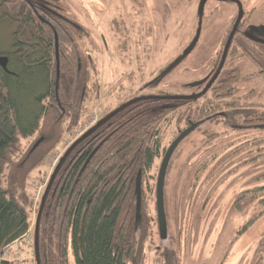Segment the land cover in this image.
I'll return each instance as SVG.
<instances>
[{
  "label": "trees",
  "instance_id": "trees-1",
  "mask_svg": "<svg viewBox=\"0 0 264 264\" xmlns=\"http://www.w3.org/2000/svg\"><path fill=\"white\" fill-rule=\"evenodd\" d=\"M63 2L0 0V21L6 20L13 28L8 50H0L7 57L6 68L0 66V252L22 237L34 221L31 264L36 260L38 264H137L154 219L152 226L158 234L155 211L149 208L150 201L154 206L152 171L163 149L162 136L165 132L173 136L188 121L197 124L174 149L165 173L168 232L176 227L173 209H184L175 199L174 205L171 194L183 174L189 179L185 216L191 214V201L209 187L202 209L216 193L226 196L227 211L229 207L235 211L253 207L232 241L233 245L243 238L241 247L246 248L245 230L264 214V100H258L260 89L264 91V42L245 36L244 20L237 23L221 66V48L206 57L203 73L211 75V80L204 91L202 86L188 85L195 95L187 100L144 96L131 109L122 110L108 132L98 127L70 142L44 199L35 248L34 224L45 187L35 203L26 184L32 172L45 174L42 166L59 149L55 145L73 136L89 105L99 98L97 94L91 97L93 74L82 45L86 31L68 16ZM36 3L57 10L70 21L54 20ZM236 19L231 18L222 42ZM194 47L192 42L190 51ZM231 56L248 60L251 69L242 73ZM251 79L262 83L236 98L241 85ZM39 137L41 141L31 150ZM137 174L141 194L136 211ZM255 234L258 244L264 243V222ZM167 239L161 237L160 242L166 244ZM232 245L226 255L233 253ZM0 264H18V260L5 258Z\"/></svg>",
  "mask_w": 264,
  "mask_h": 264
},
{
  "label": "rangeland",
  "instance_id": "rangeland-1",
  "mask_svg": "<svg viewBox=\"0 0 264 264\" xmlns=\"http://www.w3.org/2000/svg\"><path fill=\"white\" fill-rule=\"evenodd\" d=\"M97 1L100 0H64L63 2L68 16L77 20L86 31V34L82 37V45L88 51L87 53L92 56L96 65V73L92 75L89 82L91 83L96 80L99 82L98 86H100V89H98L100 92L99 100L89 105V114L87 113L81 125L87 121L86 119L91 115V110L97 111L98 114L101 113L106 103L113 99L114 93L110 95L111 91L116 90L118 86H123L124 88L121 91L122 95L131 89L136 90L142 82L151 79L153 85L157 87V90L155 89L156 91L153 90L154 92L150 93L156 94L160 93L161 90H173V87H175L173 85L182 80L201 76L205 67L203 66L196 70L194 67L200 64L203 65L206 57L212 55L220 47V40L231 18L237 16L242 10L245 12L249 11L246 21H244V28L249 30V33L252 32L258 37H264V0H241L242 8L228 6L223 1L220 2L217 0H204L202 4L200 0H187V4H190L188 8H186L187 5L184 7V15L187 17V20L184 17L183 23H181L182 20L180 18L178 20V12L182 9V6L174 3L172 11L170 12L172 17L164 23L159 22L160 26L158 28L155 25L148 26V24H141V34L148 30H151L152 33L159 31L161 35L158 40L155 38L153 41L150 40L148 42H142L141 44L137 41L136 47L139 46L138 48L134 46L126 50V48L120 46L118 51L115 52L112 51L109 43L108 49L103 47L98 36L99 33H102L105 37L107 36L105 22L94 24L89 19L88 14H90V9ZM140 7L142 8H140L141 14L138 16V19L145 22L148 20L151 9L148 10L147 8L146 10L143 5ZM160 13V8L154 11L156 16H159ZM243 16L245 17L246 14L243 13ZM12 30V26L6 20L0 21V50H8L9 42L11 41L10 32ZM192 42H195V47L190 51ZM141 47L147 49L142 50ZM134 48L136 52H134ZM183 51L189 52L187 60L181 62L174 71L173 69H168L167 65L169 62L171 60L176 62L181 54H183ZM231 57L232 64L237 65L242 73L251 69L248 60L244 58L233 59V56ZM183 66L187 67V69H182ZM260 83H262V80L259 79L248 80L244 85H241V88L236 93V98L243 97L247 94L248 88L257 86ZM260 91H262L259 92L260 99L256 98V96L255 98L263 101L264 91L261 89ZM142 92H147L146 88ZM22 104L25 106L23 101ZM88 129L89 127L84 132ZM65 132H68V129ZM170 133L165 132L163 134V144L168 142ZM74 135L75 132L64 144H61L59 141L55 145L59 149L42 166L46 170L44 171V175L38 176V174L32 172L31 178L26 185L35 203L42 194L46 185L45 181L49 178L54 166L67 146L75 138ZM62 136L64 138L67 134L64 133ZM22 142L24 143V141ZM57 154H59L57 160L50 167L49 161L53 157L55 158ZM155 171L156 169L152 171L153 174H155ZM188 181L189 179H186L182 174L177 179V182L180 183L178 187L176 185L171 190L174 205L177 201L184 209L182 211H175L173 209L176 227L173 226L170 230V247L163 248L161 243H157L153 247L150 243V235H148L142 244L139 262L137 264H168V259L171 255L177 258V264H264V243L258 244L257 234H255L257 231L254 235L248 236L246 248L243 249L241 247L243 238L234 241L232 245L237 228L247 217L251 216L253 207L249 205L238 211L229 207L227 211L225 205L226 196H222V198L216 193L208 200L209 204L206 202L207 205L202 209L200 206L205 204H203V201L211 189L209 187L207 192H201L195 201H191L193 206L191 214L187 217L185 216V202L188 198V190L186 187ZM234 186H238L237 182L234 183ZM149 209L150 212H154L153 202L151 201ZM169 212L170 210L168 209ZM32 216L34 218V214ZM33 222H31L29 227H33ZM150 228L154 229L152 222ZM16 240V245L11 244L8 247L6 258L16 259L18 262L24 260L26 264H31L30 259L33 250L32 237L25 236ZM231 245V252L233 253L226 255ZM17 251L20 255L19 258L16 257ZM127 264H130V262L128 261Z\"/></svg>",
  "mask_w": 264,
  "mask_h": 264
},
{
  "label": "flooded vegetation",
  "instance_id": "flooded-vegetation-1",
  "mask_svg": "<svg viewBox=\"0 0 264 264\" xmlns=\"http://www.w3.org/2000/svg\"><path fill=\"white\" fill-rule=\"evenodd\" d=\"M217 1H220V2L223 1L228 6H237V8H242L241 7L242 6L241 0H217ZM174 3H176L178 6H182V9L178 12V20L180 18L182 20L181 23H183L184 17L187 20V17L184 15V7L187 5L186 8H188V6L190 4V3L187 4V0H175V1L174 0H102V1L100 0V1H97L91 7L90 14H88V15H89V19L92 20L94 24H99L100 22H102V23L105 22L104 25H105L107 36L106 37L103 36L102 33H99L98 36L100 37V40H101L103 47L108 49L109 44H110L112 51L117 52L120 46H123V48H126V50H128V48H130V47L133 48L134 46H135V48H138L139 46L136 47L137 41L140 42V44H141L142 42H148L150 40L153 41L155 38H157V40H158L160 38V35H161V33L159 31L156 33H152L151 30H148L147 32L141 34L140 33V29L142 28L141 24H144V25L148 24V26L155 25L158 28V26H160L159 22L164 23L165 21H167L168 19H170L172 17L170 15V12L172 11V7H173ZM39 4L40 3H36L35 5H39ZM139 5L140 6L143 5L146 10H147V8H148V10L151 9L150 14L151 13L152 14H151V16L149 14L148 20H146L145 22H142V21H140V19H138V16L141 14L140 8H142ZM41 6H43V5H41ZM43 8H44V10H46L48 12V14L53 16L54 20L60 21V20L64 19V20L70 21V19H68L66 16H64L62 13L58 12L55 9H48L45 6H43ZM157 8L161 9V13L159 16H156L154 14V11ZM243 13L246 14L245 17L243 16ZM247 14H249V11L245 12L244 10H242V12H240L237 15L238 21H240V20L246 21ZM73 20L78 23V21L75 20L74 18H73ZM235 23H236V20L234 21V23L232 25V29L229 32V35L226 38V40L224 42H222V38L220 40V47L219 48L222 49V54H221L219 66H221L225 60L226 49L228 47L230 39L231 38L233 39L232 36L234 35V31L237 28V24L235 25ZM233 27H234V29H233ZM231 32H232V34H231ZM246 32L249 33V31L244 29V34ZM254 36H256V35H254ZM222 37H224V36H222ZM256 37H258V36H256ZM259 38L264 40V37H259ZM135 48H134V52H136ZM141 49L146 50L147 48L143 49L141 47ZM188 51H189V48H188ZM188 51H183V54H181L180 58L178 60H176V62H173L174 60L173 61L171 60L169 62V64L167 65V68L171 69V70L173 69V71L175 69H177V67L179 66V64L181 62H184L185 60H187ZM116 54H118V53H116ZM86 55L88 58V66H89V69L91 71V74H95L96 73V65L94 63V60L90 54L86 53ZM135 57H137V55H135ZM202 67H203V65L200 64L197 67H194V69L196 70L197 68H202ZM182 69H187V67L183 66ZM159 71H161V70H159ZM159 71H157V72H159ZM203 77H206V79L203 82L196 84V85H193V82L198 81V80L202 79ZM210 80H211V75H209L207 73H203L199 77H196L193 79L182 80L181 82L174 84L173 86H175V87L172 86L174 88L173 90H168V89H166L165 91L161 90L160 93H156V94L150 93V92H154L157 90L156 89L157 87H155L153 85V81L151 79L142 82V84H140L136 90L131 89L122 95H121V91L124 88H123V86H118V87H116V90L114 89L111 91L110 95H112L114 93L113 99L110 102L106 103V106L102 109L100 114H98L97 111L95 112L94 110H91V113H92L91 115L95 116V121L89 126L88 131L94 132L95 130L98 129V127L99 128L101 127L102 131L104 129L105 132H108V130L111 128V123L114 121V119L116 117H118L121 114V111L131 109V106L135 103V101L141 99L144 96H151V95L160 94L164 97H173V96L174 97H185V100H187L188 97L195 95V91L187 89L188 85H190L191 87L202 86V91H204L207 88V86L209 85ZM93 84L94 85L91 86V89H92V96L91 97H94V95H96V94H97V96H99L100 95V92L98 90V89H100V86H98L99 82L95 80L93 82ZM144 88H146L147 92H142ZM195 99H198V98L195 97ZM98 100H99V98H98ZM128 105H129V107H128ZM190 123H193V122L188 121V124L186 126H184L183 128H177L178 124L174 121L172 124L177 126L176 127L177 132H175V134L173 136H170V138H169L168 142H166V144H163L161 142V148H163V149L160 152V154L154 159V162L156 164V171H155V174H153L154 175V177H153L154 178V191H153V194H154L153 209H154V211H155V182H156V176H157L159 164L161 162L163 154H164L166 148L171 143V141L179 134L180 131H182L184 128L189 126ZM136 177H139V174H137ZM139 179H140V177H139ZM240 181L242 182V185H243L244 180L242 181L240 179ZM248 188L249 187H246V189H248ZM246 195L248 197L249 194L246 193ZM225 205H227V199H226ZM186 216L188 217L187 213H186ZM155 217H156V213H155ZM151 222H155V219ZM248 227H249V225H248ZM152 234H153V236H152ZM150 236H151L150 243L153 245V247H155L157 243H161L163 248L170 247L169 241L171 239L170 238L171 233L168 232V229L165 232V234L163 235V237L168 236V239L165 242L166 244H164L163 242H160L161 238L157 234L156 230L153 229ZM168 261H169L168 264H177V258L173 255H171L169 257Z\"/></svg>",
  "mask_w": 264,
  "mask_h": 264
},
{
  "label": "water",
  "instance_id": "water-1",
  "mask_svg": "<svg viewBox=\"0 0 264 264\" xmlns=\"http://www.w3.org/2000/svg\"><path fill=\"white\" fill-rule=\"evenodd\" d=\"M204 2V0H200V3L202 4ZM238 18L236 19V23L235 25L238 23ZM234 29V27H233ZM233 31V30H232ZM264 31V28H263ZM232 34V32H231ZM230 34V35H231ZM245 35L257 42H264L263 39L254 36L251 33H245ZM54 47H55V66H56V80L58 79L59 76V70H58V43H57V35L54 32ZM224 58V57H223ZM223 60V59H222ZM6 62H7V57L5 55H0V66L2 68H6ZM206 79V77H203L202 79L193 82V85L199 84L201 82H203ZM197 122H193L190 123L189 126H187L186 128H184L182 131L179 132V134L171 141V143L169 144V146L166 148L163 157L161 159V162L159 164V168H158V172H157V176H156V182H155V213H156V223H157V228H158V235L161 237H163V235L165 234V232L167 231V217H166V210H165V205H164V192H163V188H164V179H165V173H166V169L170 160V157L174 151V149L177 147L178 143L185 137L187 136L196 126ZM42 137H39L35 143L33 144V146L31 147V150L33 148H35V146L41 141ZM59 164L56 163V165L54 166L48 181L46 183L45 189L43 191L42 197H41V201H40V205H39V209H38V213L36 216V220H35V224H34V243H35V248L37 249V224H38V218L44 203V199L46 196V193L51 185V182L53 180L54 174L56 172V169L58 167ZM136 211L138 210V206H139V198H140V192H141V188H140V181H139V177H137L136 179ZM264 222V214H262L257 220H255L250 226L249 228H247V230H245L244 234L246 237L248 236H252L254 235V233L257 231V229L259 228V226ZM167 234V233H166ZM36 264H38L37 260H36Z\"/></svg>",
  "mask_w": 264,
  "mask_h": 264
},
{
  "label": "built area",
  "instance_id": "built-area-1",
  "mask_svg": "<svg viewBox=\"0 0 264 264\" xmlns=\"http://www.w3.org/2000/svg\"><path fill=\"white\" fill-rule=\"evenodd\" d=\"M91 117V118H90ZM90 117H88L86 120V122L83 124V125H80L79 127H78V129L75 131V138L76 137H78V136H80L85 130H86V128H88L94 121H95V116H93V115H91ZM80 134V135H79ZM58 156H59V154H57V156L53 159H51V161H49V166L50 167H52L53 165H54V163H55V161L57 160V158H58ZM47 181H48V179L45 181L46 183H47ZM31 235H32V230H31V227H29L27 230H26V232L23 234V236L22 237H25V236H28V237H31ZM15 241H17V240H15ZM15 241H14V243H15ZM16 244V243H15ZM8 247H9V245H6L5 246V248L2 250V252L0 253V261L2 260V259H5L6 258V252H7V250H8ZM16 257L17 258H19L20 257V255H19V252L17 251L16 252ZM18 264H24L23 263V261L22 260H20L19 262H18Z\"/></svg>",
  "mask_w": 264,
  "mask_h": 264
}]
</instances>
